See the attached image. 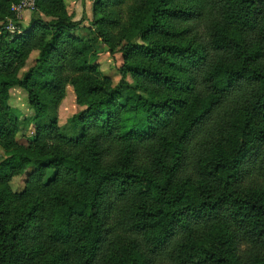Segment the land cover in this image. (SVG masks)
Masks as SVG:
<instances>
[{
    "label": "trees",
    "instance_id": "obj_1",
    "mask_svg": "<svg viewBox=\"0 0 264 264\" xmlns=\"http://www.w3.org/2000/svg\"><path fill=\"white\" fill-rule=\"evenodd\" d=\"M46 1L50 20L0 33V264H264V0H132L128 28L124 0H93L101 40H125L116 85ZM67 85L72 136L48 114Z\"/></svg>",
    "mask_w": 264,
    "mask_h": 264
},
{
    "label": "rangeland",
    "instance_id": "obj_2",
    "mask_svg": "<svg viewBox=\"0 0 264 264\" xmlns=\"http://www.w3.org/2000/svg\"><path fill=\"white\" fill-rule=\"evenodd\" d=\"M37 2L38 0H16L11 2L9 8L12 15L6 16L3 20H0V33L6 31L8 37L15 33H20L17 23L20 22V24L27 26L31 19L38 16L46 21L50 20V16L44 11H40ZM39 3H41L42 10L46 11L47 9H53L46 0H41ZM62 3L65 11L69 15H72L75 20H82V23L72 34L78 39L89 40L94 44L89 55V63L97 66L100 73L108 77L113 85H116L121 79L119 71L123 64L121 47L125 44V40H121L123 33L118 27L110 31V47V45L105 44L97 34V25L95 22L99 19L101 14L98 8L94 7L93 0H62ZM131 3L132 0H124L121 5L115 8L116 11L120 12V23H125L126 28L130 25L126 15V9ZM28 6H32V8H28ZM18 7L21 9L20 11L16 10ZM133 41L142 43L137 37L134 38ZM37 57L38 51L36 49H31L24 61L23 67L17 74L18 79L35 65ZM127 81L133 84L130 76L127 77ZM7 103L17 113L20 119H30L33 116V110L28 103L27 93L21 87L15 85L9 88ZM81 109L82 107L77 104L75 100L72 87L67 85L65 95L61 99L54 100L51 103L48 114L50 117L54 116L57 123L63 127L62 132L64 135L72 136L73 133L70 130L68 121ZM31 127L32 126L24 131L25 135L19 136L23 145H27L31 141ZM50 175L51 171L48 172V176ZM24 179V175L15 176L11 182L12 188L15 190L22 189Z\"/></svg>",
    "mask_w": 264,
    "mask_h": 264
},
{
    "label": "built area",
    "instance_id": "obj_3",
    "mask_svg": "<svg viewBox=\"0 0 264 264\" xmlns=\"http://www.w3.org/2000/svg\"><path fill=\"white\" fill-rule=\"evenodd\" d=\"M28 8H32V6H28ZM16 9V8H15ZM17 11H20L19 7L16 9Z\"/></svg>",
    "mask_w": 264,
    "mask_h": 264
}]
</instances>
